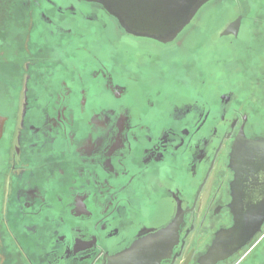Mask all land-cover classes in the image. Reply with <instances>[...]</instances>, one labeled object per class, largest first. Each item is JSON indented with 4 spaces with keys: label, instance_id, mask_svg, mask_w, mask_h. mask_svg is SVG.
<instances>
[{
    "label": "flooded vegetation",
    "instance_id": "flooded-vegetation-1",
    "mask_svg": "<svg viewBox=\"0 0 264 264\" xmlns=\"http://www.w3.org/2000/svg\"><path fill=\"white\" fill-rule=\"evenodd\" d=\"M241 140L264 141V0L168 42L97 1L0 0V264H200L264 177ZM262 230L218 264H264Z\"/></svg>",
    "mask_w": 264,
    "mask_h": 264
},
{
    "label": "water",
    "instance_id": "water-1",
    "mask_svg": "<svg viewBox=\"0 0 264 264\" xmlns=\"http://www.w3.org/2000/svg\"><path fill=\"white\" fill-rule=\"evenodd\" d=\"M104 5L115 16L120 25L129 33L152 38L161 42L173 40L195 17L198 11L210 0H90ZM239 20L228 30L238 29ZM241 154L245 155L251 167L264 165V141L241 140L237 143L233 163L238 169ZM251 162V163H250ZM261 171V170H260ZM262 173V172H261ZM264 176V171L262 173ZM249 183L250 192L243 197L236 195L237 225L217 235L200 264H218L240 252L249 241L262 233L264 224V177L259 172L253 174ZM240 225V227H238ZM143 248L135 247L130 253L140 255ZM145 254L146 251H144ZM124 254L123 258L129 257ZM138 261H134L137 264ZM141 262H139L140 264Z\"/></svg>",
    "mask_w": 264,
    "mask_h": 264
},
{
    "label": "rangeland",
    "instance_id": "rangeland-1",
    "mask_svg": "<svg viewBox=\"0 0 264 264\" xmlns=\"http://www.w3.org/2000/svg\"><path fill=\"white\" fill-rule=\"evenodd\" d=\"M209 6H207L205 9H204V11L202 12V14H206L208 11H209ZM215 14H220V15H222V16H227V15H229V17H231V15L233 16V10L232 9H229V10H227V11H224V10H218V11H216L215 12ZM260 251L259 250H257L256 252H254L252 255H251V257L253 258V257H255V256H259L260 255ZM236 260V259H235ZM234 260V261H235ZM229 264H233V261L232 262H230Z\"/></svg>",
    "mask_w": 264,
    "mask_h": 264
}]
</instances>
